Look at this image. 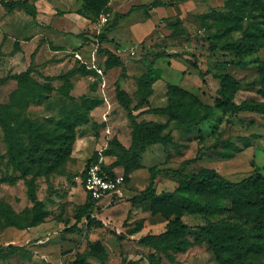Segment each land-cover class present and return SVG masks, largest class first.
I'll use <instances>...</instances> for the list:
<instances>
[{"label":"rangeland","instance_id":"1","mask_svg":"<svg viewBox=\"0 0 264 264\" xmlns=\"http://www.w3.org/2000/svg\"><path fill=\"white\" fill-rule=\"evenodd\" d=\"M29 1L41 5L42 0ZM52 1L56 5L49 18L42 16L41 6L32 15L0 4V79L10 77L0 80V102L13 104L12 119L32 120L49 132H68L61 142L68 153L58 161L59 168L36 177L43 206L34 225L27 183L32 176L14 168L0 124V264H78L79 255L90 249L89 242L98 240L107 256L102 260L88 255L89 264H154L155 249L140 239L165 231L169 220L152 214L149 204L136 198L149 185L153 167L161 169L157 192L177 188L176 169L215 168L235 181L256 171L264 173V114L234 113L216 105L221 87L217 76L223 71L243 82L233 94L235 102L264 99L261 86L252 83L258 78L256 62H264V0H113L105 12L111 19L105 34L115 37L112 47L124 68L108 66V47L104 42L98 45L100 34L95 30L66 29L71 12L94 18L84 0ZM162 3L169 15L151 12L153 5ZM245 38H258L262 44L247 55L225 48ZM243 60L251 62L237 64ZM93 64L103 68L104 75ZM149 67L161 70L149 106L168 105L171 85L189 89L210 106L193 103V111H198L193 119L137 114L138 120L148 117L165 124L162 134L171 137L165 143L143 145L133 137L129 111L118 100L116 89L121 82L134 106L141 98L139 77ZM26 72L30 76L21 86L28 97L19 103L13 91H19L20 82L14 76ZM22 134L27 144H34L29 131ZM190 159L195 160L188 163ZM98 161L110 171H125L128 180L122 196L111 203L105 199L92 204L89 218L84 209L90 199L76 175ZM182 218L193 228L206 223L198 214ZM73 225L79 230H72ZM244 235L253 240L247 231ZM190 237L194 244L187 251L176 253L174 260L162 255L158 264H222L207 241Z\"/></svg>","mask_w":264,"mask_h":264},{"label":"trees","instance_id":"2","mask_svg":"<svg viewBox=\"0 0 264 264\" xmlns=\"http://www.w3.org/2000/svg\"><path fill=\"white\" fill-rule=\"evenodd\" d=\"M110 1L84 0L87 10L94 17L91 20L99 18L102 13L108 11ZM0 4L8 10L18 7L32 15L37 14L36 4L29 0H0ZM82 14L89 17L86 13ZM107 27L99 35L101 43L110 41L105 34ZM261 44L262 41L258 38H245L241 42L228 43L225 48L235 55H247L254 52ZM105 52L108 56V66L125 67V62L116 53L108 48ZM250 62L243 60L238 61L237 64L249 65ZM256 63H258V78L252 83L261 86L260 91L264 98V62ZM122 74L125 76L126 72L123 71ZM29 76L30 73L27 72L14 76L20 82L19 91H13L14 99L20 98L19 103L28 97V91L22 88L21 82ZM160 77L161 70L155 67H149L139 77L141 98L134 106L130 97L125 94L121 82L116 89L118 100L129 111L133 125V137L136 142L143 145L156 142L165 143L171 137L169 134H162L165 124L155 120H138L137 114H169L171 118L179 120L192 116L193 119L198 115V111H193V103L198 102V105L210 106L205 104L196 93L180 85H171V102L168 105L149 106V98L154 92L153 85ZM217 77L221 80V87L218 89L219 97L216 99L217 106L234 113L252 111L264 114V99L244 100L239 103L234 101L233 94L243 85V82L233 73L223 71ZM9 78L5 77L0 80L7 81ZM55 78L62 77L48 76V79ZM68 84L71 86L70 81ZM186 97L191 100L189 101ZM135 110L140 111L134 113ZM14 116L13 104L0 102V124L5 131L10 161L14 168L21 171L24 176H32L27 183L28 195L34 202L33 224L35 225L40 220L39 212L43 206L37 194L36 177L59 168L58 161L65 159L68 153L67 148H64L61 143L67 139L68 132L63 133L57 130L49 132L40 123L32 120L12 119ZM22 130L30 132L34 144L26 143ZM228 156H232V153ZM194 160L190 159L188 163H193ZM87 166L83 169L82 176ZM160 172V168L153 167L149 185L142 193L136 195L139 201L149 204L152 214H161L169 220L165 231L147 233L140 239L141 243L155 249L156 254L151 256L152 263H160L162 255L174 260L176 253L187 251L194 244L190 237L193 235L194 238L207 241L210 247L217 252L222 264H264V173L256 171L235 181L226 178L215 168L202 167L194 172H183L176 169L173 172L179 177L177 188L173 191L157 192L156 178ZM124 174L127 181L128 175L125 171ZM87 196L90 202L85 205L84 214L90 218L92 204L97 203V200L88 192ZM186 214L201 215L206 223L193 228L183 220L182 216ZM215 216L221 218L212 219ZM90 225L91 223H88V227ZM72 230H79V228L73 225ZM245 231L252 235V241L244 235ZM89 246H91L90 249H86L79 255L78 264H89L88 255H96L102 260L106 258L107 252L101 241H90ZM98 247L101 248L100 251L97 250Z\"/></svg>","mask_w":264,"mask_h":264},{"label":"built area","instance_id":"3","mask_svg":"<svg viewBox=\"0 0 264 264\" xmlns=\"http://www.w3.org/2000/svg\"><path fill=\"white\" fill-rule=\"evenodd\" d=\"M109 21V16L102 13L100 17L94 21L96 34H101ZM132 53H135V51H132ZM92 67L100 74L104 75L103 68L98 67L97 64H93ZM76 179L82 180L86 191L98 202L108 199L109 203H111L115 197L123 195V188L127 182L124 172L110 171L104 168L99 161L89 164L84 175H76Z\"/></svg>","mask_w":264,"mask_h":264},{"label":"crops","instance_id":"4","mask_svg":"<svg viewBox=\"0 0 264 264\" xmlns=\"http://www.w3.org/2000/svg\"><path fill=\"white\" fill-rule=\"evenodd\" d=\"M41 2V5H39L38 3L36 4V6H38L37 8L39 9V7H40V9L41 10H44L43 12L44 13H42V16H46V17H48L49 18V13H50V11H51V9L53 8V6H55L56 5V3H54L52 0H42V1H40ZM113 2V0H111L110 1V4ZM143 4H145L144 2H143ZM143 4H141V5H143ZM185 7V5H182V7ZM172 8H173V6H172ZM167 6H164V4L162 3V4H160V5H158L157 4V6L156 5H153V9L151 10V12H156V13H158L160 16H166V15H169V13H166L167 12ZM55 11H57V9L55 10ZM154 12V13H155ZM170 12V11H169ZM158 15V16H159ZM110 18V17H109ZM96 20V19H95ZM95 20H91L90 18H88L87 16H85V15H83L82 13H80V12H71V13H69V14H67V22L65 23L66 24V26H67V30L68 31H71V32H79V31H82V30H87L88 32H91V33H93V31L95 30L94 29V21ZM110 21H111V19H110ZM110 21H109V23H110ZM108 23V24H109ZM120 23V22H119ZM141 24H138V26H140ZM107 26V25H106ZM106 28V27H105ZM151 30V29H150ZM94 33H95V31H94ZM96 34V33H95ZM147 34H149V32L148 33H146V34H144V35H142V36H140L139 38H136L137 40L136 41H140V40H142L143 39V37L145 36V35H147ZM137 37V36H136ZM114 36H112V35H110L109 36V39H110V41H106V42H104V45L105 46H107L108 47V49H110V50H112L114 53H118V51L117 50H115V48L114 47H112V42L114 41ZM99 38H98V36H97V40H98ZM99 41V40H98ZM109 42H111V43H109ZM101 44V42L99 41V44L98 45H100ZM144 108H146V107H144ZM144 108H142V109H144ZM141 110V109H140ZM139 110V111H140ZM144 115H150V113H145ZM147 118V120H152V118H148V117H146Z\"/></svg>","mask_w":264,"mask_h":264}]
</instances>
